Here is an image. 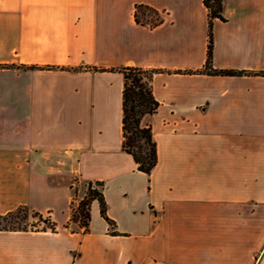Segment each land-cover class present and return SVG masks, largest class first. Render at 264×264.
Returning a JSON list of instances; mask_svg holds the SVG:
<instances>
[{"label": "crops", "instance_id": "crops-1", "mask_svg": "<svg viewBox=\"0 0 264 264\" xmlns=\"http://www.w3.org/2000/svg\"><path fill=\"white\" fill-rule=\"evenodd\" d=\"M138 4L161 21H135ZM148 19V17L146 18ZM148 21V20H147ZM0 0V264H264V0ZM154 69L157 163L122 150L121 67ZM101 181L87 230L70 220Z\"/></svg>", "mask_w": 264, "mask_h": 264}, {"label": "trees", "instance_id": "trees-1", "mask_svg": "<svg viewBox=\"0 0 264 264\" xmlns=\"http://www.w3.org/2000/svg\"><path fill=\"white\" fill-rule=\"evenodd\" d=\"M208 15V41L206 59L202 71L207 74H240L245 71H222L213 68L212 56V31L211 25L214 18L222 19L223 0H203ZM149 17L148 21L146 17ZM135 21L141 24L147 23L153 27L161 19L157 12L147 6L138 4L134 10ZM119 71L123 76V87L121 94L122 107V150L128 153L136 164V170L149 174L157 163L156 143L152 136L149 124H143L144 116L156 111L159 103L154 98L151 87V79L154 69H145L136 66L121 67ZM264 73V72H262ZM101 181H89L85 185L84 195L71 208L70 220L77 222L80 227L87 230L90 220V204L97 200L99 211L110 225L113 221L106 215V203ZM28 217L33 218L44 225L37 228L33 223L28 224ZM30 225V226H29ZM44 230L55 229V224L41 213L28 209L26 206H19L12 211L0 214V230Z\"/></svg>", "mask_w": 264, "mask_h": 264}, {"label": "rangeland", "instance_id": "rangeland-1", "mask_svg": "<svg viewBox=\"0 0 264 264\" xmlns=\"http://www.w3.org/2000/svg\"><path fill=\"white\" fill-rule=\"evenodd\" d=\"M148 17V16H147ZM146 17V18H147ZM148 19H149V17H148ZM148 19H146V20H148ZM27 222H28V224H30V223H33L34 224V226H36L37 228H41L44 224L43 223H39V222H37L36 220H34L33 218H29L28 217V220H27ZM30 226V225H29Z\"/></svg>", "mask_w": 264, "mask_h": 264}]
</instances>
